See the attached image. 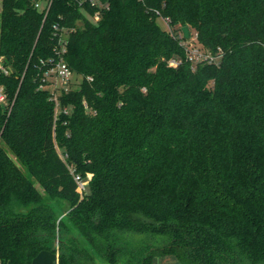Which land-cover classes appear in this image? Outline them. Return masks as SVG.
Wrapping results in <instances>:
<instances>
[{
  "label": "trees",
  "instance_id": "trees-1",
  "mask_svg": "<svg viewBox=\"0 0 264 264\" xmlns=\"http://www.w3.org/2000/svg\"><path fill=\"white\" fill-rule=\"evenodd\" d=\"M102 1L43 21L1 0L0 264H264V0ZM56 21L82 76L57 113L37 74ZM183 26L217 62L188 60Z\"/></svg>",
  "mask_w": 264,
  "mask_h": 264
},
{
  "label": "built area",
  "instance_id": "built-area-1",
  "mask_svg": "<svg viewBox=\"0 0 264 264\" xmlns=\"http://www.w3.org/2000/svg\"><path fill=\"white\" fill-rule=\"evenodd\" d=\"M52 1L53 0H32L33 7L43 14V21L46 18ZM69 2L76 5L83 15L93 21H97L101 11L108 9V3L102 0H69ZM87 6L93 9L92 13L87 11ZM162 21L168 28V18H162ZM74 29V26H67L61 21L54 22L52 25L53 43L51 54L48 57L40 58L37 63V74L39 76L38 88L49 90L50 98L54 102L55 113H57L59 109V94L76 88L82 79L81 75L70 69L65 58L68 36ZM179 36L181 37V43L185 46L186 56L192 63L198 60L217 62L219 55H212L208 51H204L196 40V34H193L188 39L183 36L182 32L179 33ZM178 62L179 60L177 59H171L169 63L171 65H177ZM11 70V66L4 63V57L0 54V76L10 74ZM23 74L24 73H22V76ZM88 79L91 78L88 77ZM14 98L15 97L10 98L5 84L0 82V105L7 114L12 108ZM75 179L78 184L77 189L81 192L85 188L86 182L80 180L79 176H75Z\"/></svg>",
  "mask_w": 264,
  "mask_h": 264
},
{
  "label": "rangeland",
  "instance_id": "rangeland-1",
  "mask_svg": "<svg viewBox=\"0 0 264 264\" xmlns=\"http://www.w3.org/2000/svg\"><path fill=\"white\" fill-rule=\"evenodd\" d=\"M0 7H1V0H0ZM158 22L161 25V27H165L166 26L161 20H158ZM36 186L39 189H41L39 187V185L36 184ZM52 205H53L55 213L61 216L62 213H63L64 204L60 200H53ZM40 257H41V260H42L40 264H50V261H55L56 260L54 254L49 252V251L41 252L38 255V258L36 259V262H39L38 260H40L39 259ZM44 260L47 263H45ZM154 264H180V263L172 255H166V256L155 257Z\"/></svg>",
  "mask_w": 264,
  "mask_h": 264
},
{
  "label": "water",
  "instance_id": "water-1",
  "mask_svg": "<svg viewBox=\"0 0 264 264\" xmlns=\"http://www.w3.org/2000/svg\"><path fill=\"white\" fill-rule=\"evenodd\" d=\"M182 31L184 33V37L187 38L189 36L188 27L187 26H183L182 27Z\"/></svg>",
  "mask_w": 264,
  "mask_h": 264
},
{
  "label": "crops",
  "instance_id": "crops-1",
  "mask_svg": "<svg viewBox=\"0 0 264 264\" xmlns=\"http://www.w3.org/2000/svg\"><path fill=\"white\" fill-rule=\"evenodd\" d=\"M38 258V256L36 257V259ZM175 258V257H174ZM36 259L34 260V262H33V264H40L41 263V257L39 258L40 260H38L39 262H36ZM176 259V258H175ZM45 261V260H44ZM45 263H47L46 261H45Z\"/></svg>",
  "mask_w": 264,
  "mask_h": 264
}]
</instances>
